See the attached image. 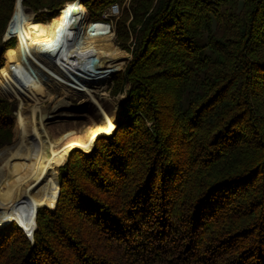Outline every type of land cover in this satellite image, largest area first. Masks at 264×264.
<instances>
[{
    "label": "trees",
    "instance_id": "obj_1",
    "mask_svg": "<svg viewBox=\"0 0 264 264\" xmlns=\"http://www.w3.org/2000/svg\"><path fill=\"white\" fill-rule=\"evenodd\" d=\"M80 1L48 21L95 22L123 0ZM14 3L0 0V74ZM123 14L135 111L32 198L33 244L0 225V264H264V0H129ZM11 123L0 97V146Z\"/></svg>",
    "mask_w": 264,
    "mask_h": 264
},
{
    "label": "bare ground",
    "instance_id": "obj_2",
    "mask_svg": "<svg viewBox=\"0 0 264 264\" xmlns=\"http://www.w3.org/2000/svg\"><path fill=\"white\" fill-rule=\"evenodd\" d=\"M20 1H16L4 33V40L16 38L17 41L5 61L0 89L20 91L27 100L29 88H33L39 92L40 99L31 109V118L22 112L23 107L16 116L18 145L24 144L21 142L26 121L31 125L26 159L12 163L15 156L23 154V151H16L17 144L0 155V197L5 203V210H0V225L14 218L26 226L31 198L50 194L57 170L68 154L74 149L89 152L97 137L109 136L116 128L120 105L114 103L109 110L106 109L95 96L97 88L94 84L106 80L121 67L127 55L112 44L113 34L105 22H88L75 17L34 22L33 14L26 11ZM81 69L89 71L91 76ZM55 95L60 96L58 103L70 95L90 98L97 105L99 119L80 129L70 126L64 129L63 125L57 124V133L51 136L50 118L42 104ZM40 136H44L47 142L43 160L39 158ZM7 170L15 174L10 189L4 191L2 185ZM18 179L25 180L21 189ZM54 206L45 208L53 209Z\"/></svg>",
    "mask_w": 264,
    "mask_h": 264
},
{
    "label": "rangeland",
    "instance_id": "obj_3",
    "mask_svg": "<svg viewBox=\"0 0 264 264\" xmlns=\"http://www.w3.org/2000/svg\"><path fill=\"white\" fill-rule=\"evenodd\" d=\"M16 1L12 7L11 14L9 15V18L7 19L5 26H4V29L2 31V34H1L2 42L7 41V40H4V33H5L6 26H7L8 22L10 21V18H12L11 16L13 15L14 6L16 4ZM74 1H79L81 3L80 0H71V1H65V2H64V0H56V3H54V4L56 6L58 5L57 8L52 6V5H45L44 7L39 8L37 11H34L33 9H30V8H26L23 5L22 0L20 2L26 11L31 12L33 14L34 20H35V17H38V19L36 18L37 20L48 21L51 17L56 16V14L61 10V9H59L61 5H64L66 2H74ZM128 2H129V0H123L120 3L119 2L116 3L118 5L119 12L115 16L109 15V7L108 6L102 11V13L99 14V20L98 21L105 22L106 25L109 26V29L111 30V32L113 34L112 39H111L112 44L115 47H118L121 51H123L127 55V57L124 59L123 65L121 67L117 68L106 80L102 81L101 83L99 82V83L94 84V87L97 88L95 96L102 103V105H104V107L106 109L109 110V108L111 107L112 104L119 103L120 108H119L118 114L120 113L121 119H123L124 117H128L131 114L132 110L135 111V106H134L135 102L133 101V99L130 98L131 86H130V82L127 78V71L129 69V64L133 60L134 51L137 48L136 42H135V36L133 34H130L129 38L126 41L120 40L117 37L118 21L120 19H122V17L124 16L123 13H124V10H126L128 7ZM85 10H86V8H85ZM86 14H87V16H86L87 21L90 22L89 13L87 10H86ZM57 18H61V17H57ZM57 18H54L52 20H55ZM130 21H131V15L129 14V16L126 17V20H125L126 27H128ZM34 22H37V21H34ZM16 41L17 40L15 38L11 43L13 46L11 48L8 47L4 50L5 53L2 54V63H3L4 59L6 58V56H8V55L10 56L9 52L12 48H14ZM4 72H5V63H4L3 73L0 74V88L2 86L1 85L2 75L4 74ZM29 94H30V97L27 100H25L23 94L20 91L12 92L10 90L2 91L0 89V97L4 98L8 103H10V113H11V117H12L11 126L7 131H5V133L9 137L8 138L9 140H8V142H5L0 146V155L2 152H4L6 149H8V147H10L11 145L17 144L16 151H19V152L23 151V154L21 157H17V156L14 157V160H12V163H14V164H16L19 160L24 161L28 155V153H27L28 152V149H27L28 145L27 144H28V140L30 138V132L29 131H30L31 125H30L29 121L27 120L26 124H25L26 126L24 125L25 127L23 128L24 134H26V135L23 134L22 142H21L24 144L18 145L19 140L17 139V124H16L17 123V117L16 116L20 112L21 107H23L24 109L23 108L21 109L22 112L24 111V113H26L27 118H31V109L39 102L40 94L38 91H36L33 88H29ZM59 99H60V96L55 95V97L53 99H51V98L46 99L42 104L46 108L47 115L50 118V123H51L50 135L51 136H53V133L56 132V130L58 129V126L55 129V126L57 124L63 125L64 129H68L70 127H72V128L74 127L75 129H80V128H83V126L85 124H88V122L97 121L99 119V113L97 110V105L90 98L83 96V95H70L64 99V102L58 103ZM26 105H28V106H26ZM137 114H140V112H137ZM117 122H118V115H117V119H116V123ZM151 124H152V122L147 123L148 126H150ZM38 126H39L38 124L35 125L36 128H38ZM99 137H101V136H99ZM38 148H39V158H40V160H43V158L46 155V149H47V142H46L44 136H40L38 138ZM25 150H26V152H25ZM77 150H80V149H77ZM6 154H8V156L10 155L9 152H6ZM66 159H67V157H66ZM60 167L57 170V177L56 178H58ZM14 174H15V172H13V171L7 170L5 172L4 182L2 185V187H3L2 189L4 191L10 189V186L13 183ZM24 182H25V180L18 179L17 184L19 186V189L23 188ZM58 185H59V182H58ZM53 187H54V184H53ZM52 191H53V188H52L50 194L47 197H43V198H48L49 196H51ZM57 193L59 194V186H57ZM38 197H42V196H38ZM32 198L30 200L29 209H31ZM56 200L57 199L55 198V201ZM55 201H54V203H55ZM4 205H5V203L0 197V210L1 211L5 210ZM39 207L40 206L36 207L35 210H37V208H39ZM35 210H34V213H35ZM29 214H30V210L28 212V217H29ZM20 226L22 227V229L27 231V233L30 235L32 228H31L29 222L27 223L26 226H24L22 224H20ZM35 229H36V227H35ZM33 241L34 240H32V241L30 240V243L33 244Z\"/></svg>",
    "mask_w": 264,
    "mask_h": 264
},
{
    "label": "water",
    "instance_id": "obj_4",
    "mask_svg": "<svg viewBox=\"0 0 264 264\" xmlns=\"http://www.w3.org/2000/svg\"><path fill=\"white\" fill-rule=\"evenodd\" d=\"M16 1V0H15ZM12 17V16H11ZM11 19V18H10ZM9 23V22H8ZM54 54V53H53ZM53 54L51 55V56H53ZM81 70H83V71H81V72H83V73H89V75L88 76H91V74H90V72L89 71H84V69H81ZM58 198V197H57ZM56 205V204H55ZM43 208H45V207H43ZM47 210H49L48 208H46ZM55 209V206H54V208L52 209V210H49V211H53ZM36 211V210H35ZM34 218H35V216H34ZM33 224H34V227H33V229H32V231L30 232V235L27 233V232H25V230L24 229H22L20 226H18L22 231H23V233L25 234V236L27 237V238H29L31 241L33 240V237H32V234H33V231L35 230V227H36V224H35V219H34V222H33ZM4 226H1L0 227V229L1 228H3Z\"/></svg>",
    "mask_w": 264,
    "mask_h": 264
},
{
    "label": "built area",
    "instance_id": "obj_5",
    "mask_svg": "<svg viewBox=\"0 0 264 264\" xmlns=\"http://www.w3.org/2000/svg\"><path fill=\"white\" fill-rule=\"evenodd\" d=\"M118 12H119V10H118L117 4H112L109 6V15L115 16L118 14Z\"/></svg>",
    "mask_w": 264,
    "mask_h": 264
}]
</instances>
